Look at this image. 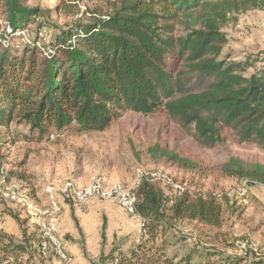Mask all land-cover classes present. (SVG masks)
I'll return each mask as SVG.
<instances>
[{"label":"trees","instance_id":"1","mask_svg":"<svg viewBox=\"0 0 264 264\" xmlns=\"http://www.w3.org/2000/svg\"><path fill=\"white\" fill-rule=\"evenodd\" d=\"M26 2L0 0V126L23 124L42 139L53 131L102 132L126 114L162 110L183 137L204 150L229 139L264 150V58L258 53L237 60L224 49L225 29L242 14L264 11V0H104L105 8L88 20L75 17L44 31L42 51L40 9ZM70 8L59 0L49 10L65 14ZM34 24L32 41L22 51L12 46L14 32ZM157 151L155 159L197 166L173 150ZM217 169L222 177L264 184L261 163L230 156ZM135 193L144 235L128 251L111 248L101 263H244L215 249H192L179 260L166 252L174 221L220 228L227 198L184 190L167 204L162 189L147 177ZM32 240L38 247L40 237ZM31 246L16 243L0 228V264H31Z\"/></svg>","mask_w":264,"mask_h":264},{"label":"rangeland","instance_id":"2","mask_svg":"<svg viewBox=\"0 0 264 264\" xmlns=\"http://www.w3.org/2000/svg\"><path fill=\"white\" fill-rule=\"evenodd\" d=\"M58 1L26 2L27 6L40 9L41 16L36 25L44 22L45 29L40 32L37 42L41 51L46 41L44 31L51 32L66 22H72L75 17L88 20L97 9L105 8L104 0H60L71 7L68 12L50 11ZM36 25L14 32L12 46L22 51L32 41ZM225 30L229 40L224 49L235 59L243 60L264 50V12L242 14L237 23ZM157 147L173 150L197 166L184 168L163 158L155 159L153 154L158 152ZM230 156L264 164V150L254 145L238 144L232 139L216 150L202 149L191 139L183 137L162 110L150 116L126 114L114 119L102 132L53 131L49 138L42 139H38L37 133H30L23 124L0 126V228L15 233L7 234L16 243L32 244L31 264H54L53 260L63 264L53 254H40L32 240L41 236L37 210L48 204L47 190L53 188L59 204L56 233L62 240L64 234L60 228L74 225L78 229L81 221L96 222L105 239L107 226L114 217L120 215L126 218L128 225H139L138 215L131 216L114 201L98 198L78 206L63 193L66 184L83 187L92 179L101 178L106 186L119 184L135 191L140 179L147 177L162 189L167 204L184 190L213 192L222 201L227 198L220 228L174 221L166 234L168 255L176 254L179 260L192 249H215L226 256L242 257L243 264L264 260V184L220 176L217 166ZM10 172L24 175L25 180L12 176ZM24 197L28 198L27 202ZM14 215L17 219L13 218ZM110 249L108 247L106 254Z\"/></svg>","mask_w":264,"mask_h":264},{"label":"built area","instance_id":"3","mask_svg":"<svg viewBox=\"0 0 264 264\" xmlns=\"http://www.w3.org/2000/svg\"><path fill=\"white\" fill-rule=\"evenodd\" d=\"M260 56L264 58V50L260 52ZM47 191L49 196L48 204L45 205L42 210H37L39 214V222L37 223L41 232L40 243L38 246L39 253L44 256L47 254H53L63 264H68L70 262V257L65 244L62 238L56 233V217L60 210L59 204L53 188H50ZM63 193L66 196H69L78 206L84 205L89 199L98 198L102 201H114L123 208L127 214L136 216V194L134 189L126 188L119 184L106 186L101 178H94L88 185L83 187H75L68 183L64 187ZM244 193L245 192H243V194ZM24 201L27 202L28 198L24 197ZM137 218L140 222L139 226L142 228V218L140 216Z\"/></svg>","mask_w":264,"mask_h":264},{"label":"crops","instance_id":"4","mask_svg":"<svg viewBox=\"0 0 264 264\" xmlns=\"http://www.w3.org/2000/svg\"><path fill=\"white\" fill-rule=\"evenodd\" d=\"M65 209L66 206L63 207V210ZM62 225L63 221L61 223V226ZM3 229L10 235L15 234L13 232H8L6 228ZM60 229L63 231V242L70 257V262L68 264H108L106 262H100V257L102 254L106 255L108 247H119L124 251L125 249L132 247V245L144 235V232L139 225H128L126 218L120 215L114 217L112 222L107 226L106 235H104L105 239L101 236L102 229L96 224V222L93 223L92 221H81L79 223V230L74 225H67L66 229L62 226ZM52 262L58 264L55 260Z\"/></svg>","mask_w":264,"mask_h":264}]
</instances>
